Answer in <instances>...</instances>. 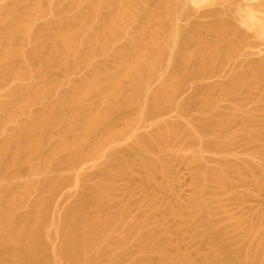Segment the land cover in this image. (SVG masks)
I'll list each match as a JSON object with an SVG mask.
<instances>
[{"label":"bare ground","instance_id":"1","mask_svg":"<svg viewBox=\"0 0 264 264\" xmlns=\"http://www.w3.org/2000/svg\"><path fill=\"white\" fill-rule=\"evenodd\" d=\"M202 1L219 3L223 9L218 4L220 8L199 15L208 20H189L194 11L186 0H64L61 6L53 0H10L1 5L0 87L11 79L16 85L0 98V125L14 122L0 139V264H149L159 245L149 235L147 218L126 214L124 205L110 211L104 204L108 210L93 217L86 212L101 198V206L110 201L109 190L119 174L138 165L152 180L154 169L165 170L167 155L189 150L192 139L199 143L191 155L197 162L194 194L184 206L212 238L203 264H264V217L254 222L239 217L234 230L228 229V219L215 216L223 199L211 187L231 186L230 176L244 161L250 179L243 183L264 188V162L231 158L247 144H254L258 156L264 155V56L231 61L232 67L227 62L249 43V34L238 22L264 29V0ZM231 10L238 11V17L224 15ZM45 12L51 18L36 27V18ZM183 19L184 28L178 24ZM119 39L121 45L104 59L105 49ZM98 55L103 59L93 62ZM79 65L87 67L86 73L58 94V71L70 72ZM47 66L57 74L46 71ZM163 66L170 67L168 73ZM227 66L230 75L214 84L218 96L204 97L200 106L211 114L180 118L177 123L159 117L177 105L174 95L186 81ZM155 76L161 82L152 89L148 81ZM27 78L31 81L22 83ZM249 90L262 94L259 114L239 109L237 95ZM192 93L178 103L182 115L200 94L197 89ZM221 99L230 101L226 116L216 109ZM149 116L152 131L139 132ZM231 123L238 126L230 128ZM181 125L186 136L179 140ZM210 131L211 142L204 139ZM126 136L130 143L123 147ZM210 152L220 158L206 166ZM86 160L107 165L99 168V179L93 183H85L88 174L81 164ZM78 165L81 170L76 173ZM61 169L68 174H59ZM67 180L80 186L79 196L62 214H50L54 192ZM31 191L36 198L29 201ZM23 203L26 211L18 212ZM170 211L182 216L172 207ZM59 236L62 243L53 244ZM237 239L244 245L231 250V241ZM131 254H138V259H130ZM157 257L159 264H194L189 255L182 263L163 253Z\"/></svg>","mask_w":264,"mask_h":264},{"label":"rangeland","instance_id":"2","mask_svg":"<svg viewBox=\"0 0 264 264\" xmlns=\"http://www.w3.org/2000/svg\"><path fill=\"white\" fill-rule=\"evenodd\" d=\"M9 1L10 0H0V7L1 5L9 3ZM50 1L52 2V0ZM53 1L54 3L58 1L60 3L61 1L64 0H57V1L53 0ZM186 1H187V5H189L191 8L193 7L192 9L194 11L192 15H190L191 17L189 16L190 17L189 20H205V19L208 20L210 18L209 16L202 17L199 15H201V13H203L208 9H213V8L218 9L220 7L221 8L223 7L219 3L218 4L221 5L220 7L218 6L217 3L206 4L202 0H186ZM257 1L258 0H249V2H257ZM61 3L60 6L64 4ZM228 12L224 14L226 17L232 15L238 17V11L235 12L231 10ZM45 14L43 15L42 13V16L36 18L35 20L36 27H38V25L39 26L42 25L44 22H46V20H49V18H51L48 12L47 13L45 12ZM53 15L55 17H58L57 15H61V14L56 15L55 13ZM178 22H179L178 24L182 28L187 26L186 24L187 21H185L184 19ZM238 24L249 34V38L247 39L249 43L245 44L241 48V50L239 51V55L233 58L234 61L232 60V58L229 59L230 61H227L230 67H232L231 66L233 64L232 62H237L240 60L244 61L249 58H257L260 56H264V29H257L255 24L253 25L248 24L249 27L243 23L238 22ZM43 33L46 32L44 31ZM42 37L46 38L47 35L42 34ZM44 38L43 40H45ZM121 40L125 41L124 38L123 39L121 38ZM121 40L119 39L116 42L114 41L115 43L112 42L110 44V47L105 49V55L104 53L102 54L104 59L108 58L107 56H109V54L111 53L112 54L110 56L113 55L116 49L115 46L116 47L119 46V44L122 42ZM101 58H102L101 55H98L93 57L92 61L96 62L101 60ZM106 60L109 61V63L111 62V60L108 59ZM79 66L72 68L71 69L72 71L70 72L65 70L66 72L63 73L62 69L58 71L59 76L58 75L57 76L60 77L61 79L60 80L61 82L58 79V81L60 82L57 89L58 94H62L66 92L69 88V83L72 80L78 79V77L80 78L81 75L86 73L87 67L84 65L83 66L81 65L80 67ZM168 67L163 66L164 69L161 68L165 74L168 73L170 69V67L169 68ZM226 68H224L223 70H225ZM46 69H47L46 71H49V73L53 71L52 68L49 66H47ZM229 69L230 68L228 67V69H226L227 71H223L222 68H220L218 69V71L214 70V72L211 71L210 73L209 72L206 73L205 77L203 75L204 78L199 77V78L190 79V81H186L174 95L173 99H175L174 101L177 103V105L173 104L169 108V110L166 109L165 113L162 112L159 115V117L163 119L165 118V120L168 119L170 121L172 120V122L176 120L177 123V120L180 118H185L188 121V119L191 120L197 117H206L207 115L211 114V112L213 111H207V110L202 111L200 106H202L203 103L202 101L204 97L218 96L217 93L218 91L214 89V84L218 81L225 80L230 75L229 73H231L232 71L231 69H230L231 71H229ZM164 73H162V75ZM160 80L161 77H157V76H155L154 78L152 77L151 81H148L149 82L148 86L150 87L152 86V89H154V87H156V85H158V83L161 82ZM30 81L31 79L27 78L23 80L22 83H28ZM4 83L5 84L2 87H0V98L4 97L5 90L11 89L16 85V82L12 81V79L7 80ZM196 89L197 92L199 91L200 94H196L195 96L196 99H194L193 101V106L187 111V113H185V115H182L180 113L178 103H181V101L183 100H187L190 97L189 95H193L192 92ZM261 95L262 94H260L257 90L254 91L249 90L247 94L237 95L239 102L238 103L239 109L241 111L249 109L256 114H259L260 110L258 107L257 100L261 97ZM218 101H216V105L218 106L216 107V109H218L219 111L223 109L222 110L223 113L224 112L228 113L229 109H227L226 107L230 103L229 99H226V101L223 99ZM41 105L42 103L35 105L33 106V109H38L41 107ZM225 113L224 115L226 116ZM152 119L153 118L149 116L143 122H141L139 127V132L147 133L152 131L153 129ZM13 124L14 122H6L0 125V139H2L6 135V133H8V131L13 127ZM234 124L236 126H234ZM237 126L238 123H231L229 127L235 128ZM182 128H184L182 125L181 128L179 126V129H181L179 130V132L182 133V134L179 133V140L184 139V137L186 136ZM212 133L213 132L211 131L207 133L206 138L204 139H206V141L209 142L213 141L214 139ZM223 134L224 133L222 132L221 135L223 136ZM128 139L127 136L121 139L122 140L121 145L123 147H125V145H129L130 139L129 140ZM192 140L193 141L189 140L191 143L189 144L190 145L189 150L181 152L178 155H174L172 152H170V154L167 155L164 161L165 170L161 168L154 169L151 172L152 180H149L148 172L144 168L138 165H135L131 170H129L126 173L119 174L113 181V184L109 190L110 201L108 203L102 202V206H101V200H102L101 198L98 204H96L97 207L93 206L90 209H88L86 212L88 217H93L99 215L98 212L101 213L103 210L110 209V211H116L120 207V205H124L126 207V214L133 215L134 217L147 218L151 223L149 227V229H151V231H149V235L151 234L154 235L159 245V250L155 252L153 256L149 259V264H159V260H157L159 259L157 257L158 253H163L164 255L172 259L175 258L176 261H178L179 263H182L186 255H189L190 259L192 260V262H194V264H203L205 257L208 256V254H210L211 244H212L211 243L212 238L209 234L210 232L207 233L203 227L198 225L196 221L186 211L184 206L185 203L194 194V179L196 176L195 170L197 167V162L191 160V155L193 154V151H195L196 148L199 146V143L194 139ZM234 153L235 154L231 155L232 159L239 160V158L241 157H245V158L250 157L256 162H264V155L258 156L256 154L254 144L239 146ZM218 158H220L219 154L217 155V153L215 154L210 152L207 154V158H206L207 161L204 160V162L206 163L203 164H206V166L213 165L215 164V162L217 161L216 159ZM92 163H93L92 161L90 162L86 160V162L81 164V166L83 167L82 168L83 171L86 173V175L88 174L86 177L87 180L85 179L86 180L85 183H93L97 181L99 179L98 171L107 168V165L102 160L99 166H96V164H94L95 165L94 166ZM81 166H79L78 168L76 167L75 170L77 169L78 171H80ZM61 170L62 171L58 173L59 174L64 173L62 175H65L67 171L63 169ZM75 170H72L71 172L74 174L75 172L77 173L78 171ZM66 174H68V172ZM244 179L249 180L250 175L247 170L246 163L242 161L236 165L235 172L232 173V175L230 176V180L232 184L231 186L225 189H220L217 185L211 184L212 190L218 194L219 198L223 199L222 204L219 205L216 209L215 216L219 219H226V220L228 219L227 222L230 224L228 229L232 231L235 228L234 222H236L239 217H243L244 219L253 222L258 221L262 217H264V188L260 189L256 185H252L249 183L244 184L243 183ZM80 189H81L80 186L76 185L74 182L70 180L61 183L57 187V190H55L52 201L50 202V205L48 207V210L51 211L50 214H52L53 212L54 213L53 215H56L57 213L62 214L63 212H65L64 210H66L69 207V205L71 206L79 196ZM88 192H87L88 194L90 195L92 194L91 191ZM27 197L29 201L34 200L36 198V193L31 191ZM206 198L210 199L211 197L210 195H206ZM104 204L108 207V209ZM103 206L104 209L102 208ZM99 207H101L100 210ZM171 207L177 211H181L182 216L180 218H177L173 214H171L170 211ZM26 209H27V204L24 205L23 203L21 207L18 209V212H24L26 211ZM118 229L121 228L119 227ZM231 235L234 238L235 233L231 232ZM231 235L228 236L230 237ZM51 242L55 245H60L62 243V237L60 236L54 237L51 240ZM242 245H244L243 240H238V239L236 241L232 240L230 243V249L235 250ZM138 257H139L138 254L130 255V259L133 260L134 259L137 260Z\"/></svg>","mask_w":264,"mask_h":264}]
</instances>
